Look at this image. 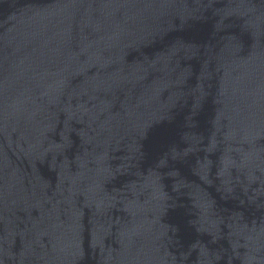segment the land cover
Instances as JSON below:
<instances>
[{"label":"water","instance_id":"95a60500","mask_svg":"<svg viewBox=\"0 0 264 264\" xmlns=\"http://www.w3.org/2000/svg\"><path fill=\"white\" fill-rule=\"evenodd\" d=\"M0 264H264V0H0Z\"/></svg>","mask_w":264,"mask_h":264}]
</instances>
